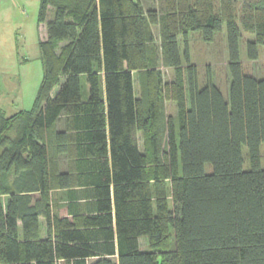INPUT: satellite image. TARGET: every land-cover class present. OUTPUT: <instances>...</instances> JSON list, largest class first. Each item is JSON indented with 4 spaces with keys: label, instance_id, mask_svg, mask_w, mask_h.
I'll list each match as a JSON object with an SVG mask.
<instances>
[{
    "label": "trees",
    "instance_id": "trees-1",
    "mask_svg": "<svg viewBox=\"0 0 264 264\" xmlns=\"http://www.w3.org/2000/svg\"><path fill=\"white\" fill-rule=\"evenodd\" d=\"M237 1L41 0L33 108H0V264H264V78L244 72L239 51L250 32L258 60L264 0H242L239 15ZM156 28L173 82L158 69ZM223 28L229 102L212 82L199 88L188 46L191 31L213 40ZM164 101L177 104L179 140Z\"/></svg>",
    "mask_w": 264,
    "mask_h": 264
},
{
    "label": "rangeland",
    "instance_id": "rangeland-1",
    "mask_svg": "<svg viewBox=\"0 0 264 264\" xmlns=\"http://www.w3.org/2000/svg\"><path fill=\"white\" fill-rule=\"evenodd\" d=\"M10 1V0H7ZM11 2V1H10ZM19 5H15L11 3L14 7V16L13 21L4 22L0 24V29L2 30V34L7 38V49H5L3 45H1L0 41V52L4 54L3 65H6L7 72L12 69L13 71L17 70V65L23 63L24 60L29 61V71L33 75L32 77L39 75V79L29 83H25L22 86H16L17 89L12 91H6L10 96V100L12 104L7 107L2 105L3 110L6 112V115L9 116L12 111L15 112L20 109L31 110L37 92L42 82V68L41 61L39 59V52L36 43V37L41 36L42 38L47 35V24L42 23L38 25L37 17L39 11L40 0H12ZM142 4L147 3V0H141ZM160 0H149L151 4H145L148 7H153L154 9H158V3ZM242 0L237 1V12L238 15L241 11ZM146 6V7H147ZM144 9H147L143 5ZM219 5L216 3V9H218ZM52 18V13H49L48 21ZM239 19V16H238ZM3 21V19H2ZM5 21V19H4ZM41 30L39 31V27ZM157 33V34H156ZM157 44L160 46L159 55V67L158 69L163 73V82L169 83L176 80L177 73L172 68L169 67V64L165 60V56L162 54L161 50V39L159 37L158 30H155ZM242 39L240 41V59L244 67V72L247 75H252L257 79L264 78V46L259 47V57L258 60L252 61L249 58V48L248 42L255 40V35L242 30ZM189 55L190 61L192 65L196 66L197 69V80L199 88L205 87L209 82H212L216 87H218L225 100L227 102L230 101V85L232 82V74L230 69V53L228 49V39H227V30L223 28L222 31L217 32L214 35L213 40H206L203 33L198 31H191L189 33ZM11 39V42L9 41ZM180 46H181V55L183 57V69L182 76L186 81V104L187 107H191V98L190 92L187 85V71L186 66L187 62L185 59V50H186V42L183 38H180ZM9 46H12L10 49ZM16 46H18V50H16ZM186 64V65H185ZM188 67V66H187ZM11 70V71H12ZM12 71V72H13ZM4 73L6 71L4 70ZM137 92L138 95L141 96V87L140 82L136 81ZM85 87V84H84ZM12 110V111H11ZM163 115L165 122L168 123L172 121L177 129V137L179 140V111L177 104L171 101L163 102ZM64 119V118H63ZM63 119L56 126V129L64 127ZM166 135V134H165ZM141 142V150L144 151V142L142 134L140 135ZM2 149L0 148V154ZM243 157H244V169H251V162L249 159V150L246 146L242 148ZM260 156H261V167L264 169V144H262L260 148ZM68 160L65 156L61 157V170L65 171L67 168ZM206 172L210 173L212 171V166L207 164L205 166ZM181 162H180V171ZM6 205V200H4V206ZM66 209L62 208L60 213L62 215L66 214ZM42 237H46V226L45 221L42 219ZM139 245L141 251H149V240L147 237H141L139 239ZM95 260H90V263H93Z\"/></svg>",
    "mask_w": 264,
    "mask_h": 264
},
{
    "label": "crops",
    "instance_id": "crops-1",
    "mask_svg": "<svg viewBox=\"0 0 264 264\" xmlns=\"http://www.w3.org/2000/svg\"><path fill=\"white\" fill-rule=\"evenodd\" d=\"M10 1L0 0V24H2L4 22L13 21V16H14V11L13 10H14V7L12 6L11 3H14L18 7H19V5L17 3H15V2H12V0H10ZM40 2H41V0H40ZM145 4H151V3H149V0H147V3L144 2V4H143L146 7L147 5H145ZM39 7H40V5H39ZM146 8L150 9V8H153V7H148L147 6ZM38 14H39V11H38ZM2 19H3V21H2ZM4 19H5V21H4ZM37 22H38V17H37ZM38 25H41V24L38 22ZM40 30H41V28L39 27V31ZM155 30H158V32H159V28H156ZM35 39H36V43L35 44L37 45L38 52H39V59L41 61L39 44H40V42L42 40L45 39V36L43 38L41 36H38ZM0 41H1V45H3V47L5 49V52H6L8 40L2 34V30L1 29H0ZM9 41L11 42V39H9ZM9 48L11 49L12 46H9ZM16 50H18V46H16ZM3 60H4V54H2V52H0V108L2 110H3L2 105L9 107L12 104V102L10 100L11 98H10L9 94L6 93V91H12L14 89H17L16 86L19 87V86H22L23 84L29 83L31 81H33V83H35V80L37 81V79H35V78L39 79V77H38L39 75H36V76L32 77L33 75L31 74V72L28 69L29 61L27 59L24 60L23 63H20V64L17 65V70L16 71H13L11 69L13 72L10 70L9 73L7 72V70H8L6 68L7 66L3 65ZM41 68H42V76H41V78L43 79V65H42V61H41ZM4 70L6 71V73H4ZM135 92H136V96L139 98V95H138V92H137L136 80H135ZM20 111H29V110H25V109L22 108L20 110L15 111V112L12 111V113L9 116L15 115L16 113H18ZM4 113L6 114L5 111H4ZM58 124H59V122H58ZM63 128H59L58 130H62ZM140 135H141V133H138L139 141H140V137H141ZM140 147H141V142H140Z\"/></svg>",
    "mask_w": 264,
    "mask_h": 264
},
{
    "label": "bare ground",
    "instance_id": "bare-ground-1",
    "mask_svg": "<svg viewBox=\"0 0 264 264\" xmlns=\"http://www.w3.org/2000/svg\"><path fill=\"white\" fill-rule=\"evenodd\" d=\"M26 110V109H25Z\"/></svg>",
    "mask_w": 264,
    "mask_h": 264
}]
</instances>
